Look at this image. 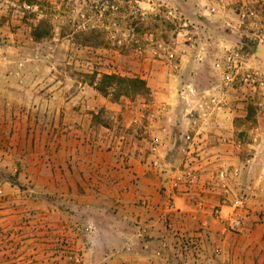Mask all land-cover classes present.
<instances>
[{
  "label": "rangeland",
  "instance_id": "obj_1",
  "mask_svg": "<svg viewBox=\"0 0 264 264\" xmlns=\"http://www.w3.org/2000/svg\"><path fill=\"white\" fill-rule=\"evenodd\" d=\"M42 20L51 32L37 40L32 33ZM94 29L100 42L84 45L79 33ZM4 32L24 41L18 54L43 63L41 68L29 60L33 73L48 76L41 87L33 76L29 81L40 91L32 94L33 105L41 108L17 109L9 126L7 118L0 119V264H264V237L253 236L264 231V213H252L244 189L226 192L212 207L211 220L167 219L163 226L173 236L172 246L152 244L149 256L140 257L122 237L138 222L116 201L119 190L110 174L88 165L92 142L120 154L153 134L155 120L167 116L232 117L241 121L243 138L251 111L255 118L264 107V62L255 56L257 45L264 44V0L220 8L188 0H0ZM184 56L191 58L186 64ZM153 64L170 65L177 74L171 75L170 101L156 108L153 94L115 101L89 83L94 71L98 78L143 77ZM97 93L121 110L104 105L90 126L82 120L77 127L72 115L78 106L65 105L96 101ZM55 105L63 106L58 111ZM77 129L90 138L79 150ZM239 197L245 201L242 230L232 227ZM146 229L150 239L153 228Z\"/></svg>",
  "mask_w": 264,
  "mask_h": 264
},
{
  "label": "crops",
  "instance_id": "obj_2",
  "mask_svg": "<svg viewBox=\"0 0 264 264\" xmlns=\"http://www.w3.org/2000/svg\"><path fill=\"white\" fill-rule=\"evenodd\" d=\"M246 1L188 0L193 6L214 3L219 8ZM0 36H3L0 40V119L5 122L7 118L9 126V117L17 109L41 108L40 105H33L31 96L37 94L39 89L35 86L41 87L48 73H33L29 60H35V65L39 64L41 68L43 63L40 59H29L22 53L18 54L25 46L24 41H16L15 33L4 32ZM184 57V64L191 60L188 56ZM179 66L183 68L184 65ZM174 69L170 65H159L157 68L153 64L145 70L146 75H142L153 91V107L161 106L163 101H170V96L174 94L175 85L171 78L172 74L177 77ZM32 76L35 79L34 87L29 83ZM194 78L197 77L191 73V79ZM19 95H22L20 100L17 98ZM96 97L97 103L89 99L81 105L76 102L65 105L67 108L78 106V112L72 115L78 122L77 127L82 120H87L90 126L94 114L104 105L112 110H121L117 103L107 102L99 94ZM62 106L55 105L58 111ZM263 111L264 107L258 110L255 119L243 123L246 130L243 138L239 135L241 121L232 117L210 121L167 116L155 120L153 134L138 139L134 147L131 148L130 144L131 149L120 154L114 147H100L99 143L96 145L92 142L96 147L88 155L89 167L110 174L111 185L119 190L116 201L124 208L126 215L138 222L122 232L123 244L128 250H134L135 254L143 257L149 256L147 246L152 244L161 248V245L172 246L173 236L163 226L167 219L185 222H193L194 218L211 220L212 207L221 204L226 192L234 191V188L246 191L247 203L254 215L256 212L264 213ZM23 120L26 122V119ZM77 131L80 133L75 145L76 150H79L81 143H90V138L86 137L84 131ZM73 157L80 158L75 154ZM228 168H231V178L235 182H232V187L226 181ZM146 226L153 228L150 239L146 237V232L150 233ZM253 236L263 238L264 231H254ZM253 264L262 263L255 260Z\"/></svg>",
  "mask_w": 264,
  "mask_h": 264
},
{
  "label": "trees",
  "instance_id": "obj_3",
  "mask_svg": "<svg viewBox=\"0 0 264 264\" xmlns=\"http://www.w3.org/2000/svg\"><path fill=\"white\" fill-rule=\"evenodd\" d=\"M51 29L46 21H40V23L34 27L33 36L35 39L40 40L48 36ZM84 45H93L100 42L101 33L94 29L91 32L79 33ZM99 73L94 71L90 75V85L94 86L100 93L105 96H112L115 101L121 99V97L135 98L137 96H144L147 98L152 97V89L148 84L147 79L140 76H126L119 73H103L98 78ZM253 110V109H252ZM255 111H251L248 116V120H253Z\"/></svg>",
  "mask_w": 264,
  "mask_h": 264
},
{
  "label": "built area",
  "instance_id": "obj_4",
  "mask_svg": "<svg viewBox=\"0 0 264 264\" xmlns=\"http://www.w3.org/2000/svg\"><path fill=\"white\" fill-rule=\"evenodd\" d=\"M245 206V201L243 197H239L234 201L233 204V215L234 219L232 221V227L236 230H242L245 227V220L242 208Z\"/></svg>",
  "mask_w": 264,
  "mask_h": 264
},
{
  "label": "water",
  "instance_id": "obj_5",
  "mask_svg": "<svg viewBox=\"0 0 264 264\" xmlns=\"http://www.w3.org/2000/svg\"><path fill=\"white\" fill-rule=\"evenodd\" d=\"M255 56L264 62V44L260 43L257 45L255 50Z\"/></svg>",
  "mask_w": 264,
  "mask_h": 264
}]
</instances>
